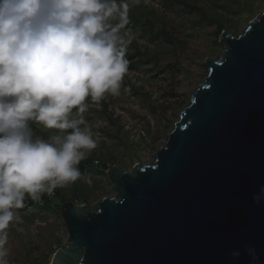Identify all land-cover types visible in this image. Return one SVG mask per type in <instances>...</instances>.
Instances as JSON below:
<instances>
[{"label":"water","instance_id":"obj_1","mask_svg":"<svg viewBox=\"0 0 264 264\" xmlns=\"http://www.w3.org/2000/svg\"><path fill=\"white\" fill-rule=\"evenodd\" d=\"M219 43L154 161L111 166L115 195L94 207H61L50 264H251L249 246L264 264V10Z\"/></svg>","mask_w":264,"mask_h":264},{"label":"clouds","instance_id":"obj_2","mask_svg":"<svg viewBox=\"0 0 264 264\" xmlns=\"http://www.w3.org/2000/svg\"><path fill=\"white\" fill-rule=\"evenodd\" d=\"M129 6L130 0H0V264H9L8 229L23 224L15 210L25 207V197L35 201L76 181L78 165L96 148L83 114L89 100L120 92L135 38L125 31ZM33 125L48 130L47 139ZM254 201H264V187ZM245 252L259 264L255 247Z\"/></svg>","mask_w":264,"mask_h":264},{"label":"rangeland","instance_id":"obj_3","mask_svg":"<svg viewBox=\"0 0 264 264\" xmlns=\"http://www.w3.org/2000/svg\"><path fill=\"white\" fill-rule=\"evenodd\" d=\"M141 9L164 35L153 40L141 31L133 33L129 46H136L143 57L129 61L119 94L101 100L108 105L107 111L89 100L83 117L97 146L83 160L93 165L79 168L81 176L76 181L56 188L67 202L94 207L102 198L115 195L103 165L131 172L138 164L154 161L192 93L203 83L205 60L222 53L221 33L241 34L264 10V0H146ZM129 50L135 52L132 47ZM35 129L37 135L48 137V130L37 125ZM15 211L23 224L14 222L8 229L9 264H42L46 256L52 258L59 248L68 246L60 211L37 203Z\"/></svg>","mask_w":264,"mask_h":264},{"label":"trees","instance_id":"obj_4","mask_svg":"<svg viewBox=\"0 0 264 264\" xmlns=\"http://www.w3.org/2000/svg\"><path fill=\"white\" fill-rule=\"evenodd\" d=\"M166 3H170L172 0H163ZM146 2V0H138V2H134V0H130V6H129V12H128V18H129V24L126 26L125 31H131L132 33H135L137 31H141L143 35H149L152 37L153 40H159L163 35L164 32L157 30L153 20L147 15L144 14L141 9L142 3ZM198 13L203 15L202 11L196 10ZM132 47V49L135 51L133 54L130 53L129 48ZM142 53L136 49V46H128L126 58L128 61H134L135 59L142 58ZM100 105L107 111L108 105L105 103V101H99ZM33 130L36 132L35 125H33ZM39 135L43 138L47 139V136L44 133L39 132ZM93 163L82 160L80 164L78 165L81 169L91 168ZM110 167L103 165L101 166L102 171L106 172ZM67 202V200L63 197H61L56 189L54 192L49 195L47 192L41 193L40 198L38 200H32L30 197H25V207L38 204L41 205L43 209L47 210H54V211H60L61 207ZM52 258L46 256L43 260L42 264H50Z\"/></svg>","mask_w":264,"mask_h":264},{"label":"built area","instance_id":"obj_5","mask_svg":"<svg viewBox=\"0 0 264 264\" xmlns=\"http://www.w3.org/2000/svg\"><path fill=\"white\" fill-rule=\"evenodd\" d=\"M95 164L99 165V164H100V162H96Z\"/></svg>","mask_w":264,"mask_h":264}]
</instances>
